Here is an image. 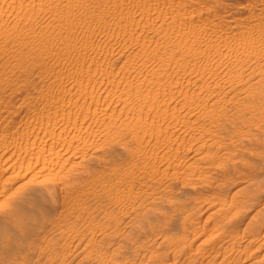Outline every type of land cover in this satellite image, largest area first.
<instances>
[{
    "label": "bare ground",
    "instance_id": "1",
    "mask_svg": "<svg viewBox=\"0 0 264 264\" xmlns=\"http://www.w3.org/2000/svg\"><path fill=\"white\" fill-rule=\"evenodd\" d=\"M0 264H264V0H0Z\"/></svg>",
    "mask_w": 264,
    "mask_h": 264
}]
</instances>
